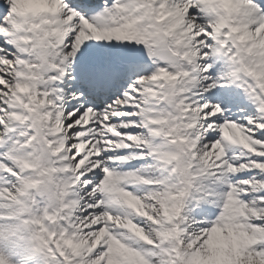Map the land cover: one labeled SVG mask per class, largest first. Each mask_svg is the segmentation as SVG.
Segmentation results:
<instances>
[{
	"label": "snow or ice",
	"instance_id": "obj_1",
	"mask_svg": "<svg viewBox=\"0 0 264 264\" xmlns=\"http://www.w3.org/2000/svg\"><path fill=\"white\" fill-rule=\"evenodd\" d=\"M0 264H264V0H0Z\"/></svg>",
	"mask_w": 264,
	"mask_h": 264
}]
</instances>
